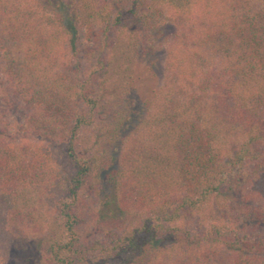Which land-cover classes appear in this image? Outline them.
<instances>
[{"label": "trees", "instance_id": "1", "mask_svg": "<svg viewBox=\"0 0 264 264\" xmlns=\"http://www.w3.org/2000/svg\"><path fill=\"white\" fill-rule=\"evenodd\" d=\"M15 233L27 264H264V0H0V254Z\"/></svg>", "mask_w": 264, "mask_h": 264}, {"label": "rangeland", "instance_id": "2", "mask_svg": "<svg viewBox=\"0 0 264 264\" xmlns=\"http://www.w3.org/2000/svg\"><path fill=\"white\" fill-rule=\"evenodd\" d=\"M174 27L168 25L162 28L161 40L173 34ZM166 48L158 46L147 58L142 59L141 64L133 68V84L135 91L126 104L132 112L133 123L137 124L145 116V102L151 98L165 83V62L167 60ZM151 66V71L148 69ZM7 242V247L0 254L2 264H27V261L35 255L39 239L32 238L24 249V238L18 234H12ZM25 244V245H26Z\"/></svg>", "mask_w": 264, "mask_h": 264}]
</instances>
